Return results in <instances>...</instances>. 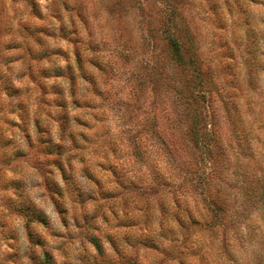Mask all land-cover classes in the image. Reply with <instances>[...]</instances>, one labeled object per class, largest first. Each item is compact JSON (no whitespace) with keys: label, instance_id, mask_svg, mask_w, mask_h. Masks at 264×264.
I'll list each match as a JSON object with an SVG mask.
<instances>
[{"label":"clouds","instance_id":"9594fccd","mask_svg":"<svg viewBox=\"0 0 264 264\" xmlns=\"http://www.w3.org/2000/svg\"><path fill=\"white\" fill-rule=\"evenodd\" d=\"M0 264H264V0H0Z\"/></svg>","mask_w":264,"mask_h":264}]
</instances>
